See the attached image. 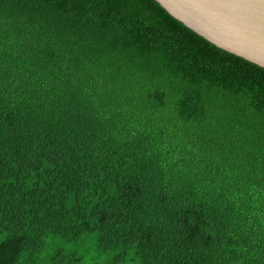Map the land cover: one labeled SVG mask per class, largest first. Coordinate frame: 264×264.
Instances as JSON below:
<instances>
[{"label":"trees","instance_id":"1","mask_svg":"<svg viewBox=\"0 0 264 264\" xmlns=\"http://www.w3.org/2000/svg\"><path fill=\"white\" fill-rule=\"evenodd\" d=\"M90 239L105 264H264V69L155 0H0V264Z\"/></svg>","mask_w":264,"mask_h":264},{"label":"water","instance_id":"2","mask_svg":"<svg viewBox=\"0 0 264 264\" xmlns=\"http://www.w3.org/2000/svg\"><path fill=\"white\" fill-rule=\"evenodd\" d=\"M206 41L264 69V0H155Z\"/></svg>","mask_w":264,"mask_h":264},{"label":"rangeland","instance_id":"3","mask_svg":"<svg viewBox=\"0 0 264 264\" xmlns=\"http://www.w3.org/2000/svg\"><path fill=\"white\" fill-rule=\"evenodd\" d=\"M73 252L75 254L82 253L81 255L83 256L82 259L84 264H105V261L110 254V252H96L94 239H90L82 244H73ZM124 264H139V262L137 260H132L125 262Z\"/></svg>","mask_w":264,"mask_h":264}]
</instances>
